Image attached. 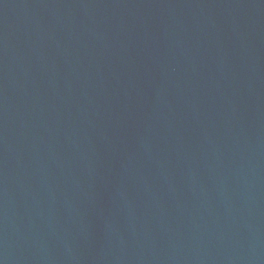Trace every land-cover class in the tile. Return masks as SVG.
Instances as JSON below:
<instances>
[{"label": "water", "instance_id": "1", "mask_svg": "<svg viewBox=\"0 0 264 264\" xmlns=\"http://www.w3.org/2000/svg\"><path fill=\"white\" fill-rule=\"evenodd\" d=\"M0 264H264V0H0Z\"/></svg>", "mask_w": 264, "mask_h": 264}]
</instances>
